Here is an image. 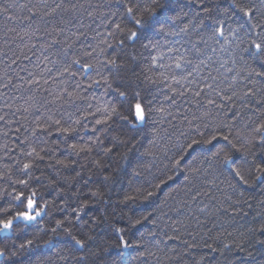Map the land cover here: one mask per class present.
<instances>
[{"label":"snow or ice","instance_id":"6c2138e0","mask_svg":"<svg viewBox=\"0 0 264 264\" xmlns=\"http://www.w3.org/2000/svg\"><path fill=\"white\" fill-rule=\"evenodd\" d=\"M77 7L76 4L71 3V0H52V3L48 0H4V3L0 4V19H3L5 24L15 22L24 36H27L32 30V22L37 15L49 17L53 21L59 17V22L52 25V32L60 35L65 29L59 25L72 23V20L65 19L64 14ZM99 8L108 9L107 13H98L106 30V35L100 44L107 45V48H100L101 54L107 50L117 53L118 49H123L126 44L139 45L142 52L146 54L145 67L141 75L146 84L155 86L163 95L164 101H170L172 105H175L177 99L184 97L186 93L191 92L195 97H201L206 91L214 93L215 97H219L222 102L235 103L238 100L241 108L247 109L250 113L247 131L242 137L240 135L234 137L231 132L232 126L227 123L210 127L203 122V117H193L188 121V130L179 131L175 143L170 148L165 147L164 152L168 163L159 175H154L151 171L152 161L155 159L154 152L146 150L135 160L131 158V155L137 150L135 141L139 127L148 121L152 112L163 113L165 108L153 107V101L158 99V96L154 95L152 100H148L141 95L140 91H136L129 100L124 114L118 110L116 104L105 105L103 112L99 108L95 112L91 111L92 105L88 104L84 109L77 107L75 112L68 113L67 119H53L50 110L45 116L35 103L29 104L24 108V112L34 116L30 126L31 137H39L45 133L51 135L49 129L55 126L56 131L65 137L61 142L72 153L76 155L91 153L93 146L103 143L97 135L101 128L97 126L108 125L113 118H119L130 126L129 131L133 133L126 141H119L113 137L117 146L123 143L127 148L123 157L126 166L121 170L123 175L121 172L105 175L101 183L122 185L124 178L129 174L127 171L129 168L133 178H138L145 172L151 177L147 181V187L141 185L131 194L125 193L121 204L127 207L129 202L134 204L142 199L150 208L155 203L157 194L164 188L170 187L169 182L175 183L178 175H183V187L188 194L195 193L191 196L192 200H195L201 195L200 188L207 181L209 174V168H202L201 165L210 162L213 178L223 177V182L233 194L238 193L237 200L229 205L234 213L238 212L240 206L247 203L243 199L245 188L262 186L264 190V95H260L264 93V0H100L94 10L88 12V16L94 17ZM45 32L47 35H52L47 28ZM83 35L85 34L80 32L77 39ZM99 35L100 33H97V36ZM24 36L20 39L23 40ZM109 38L116 41L115 47L108 43ZM60 43L53 38L43 47L50 49ZM32 47L34 48L35 45ZM70 49L69 44L56 53L66 65L58 75L67 74L75 78L79 74L91 80L87 85L88 88L99 87L103 82L106 85V91L113 89L109 76L102 75L101 71H96L98 78L91 77L95 67L93 64H82L79 58L69 62L66 58ZM95 51L96 49L93 48L92 52ZM92 52L86 54L91 56ZM24 59L30 60L27 56ZM44 60H48V57L45 56ZM50 62L55 64L59 60ZM12 63L15 64L16 61L13 60ZM101 63L109 73L118 71L122 66L118 54H113L110 58L106 56ZM37 67L40 65L38 64ZM51 71L52 69H44L40 73L29 72L30 78L25 83L36 88L40 87L41 81L48 84L49 80L45 79V74L55 79L51 77ZM205 71L207 75L202 74ZM213 72L216 74L214 75ZM20 79L24 80V77ZM11 83L9 79L8 83L2 87L8 88ZM80 88L81 85L77 83L72 91L62 90L60 94L53 96L51 101L45 100V104H64L84 100L85 97L78 91ZM118 95L125 100L129 96L127 91H119ZM65 96L70 99L65 100ZM257 96L259 99L254 101L253 97ZM207 103L220 107L214 98H209ZM5 106L11 107V105ZM229 111L232 113L233 120L243 118L240 111H234L231 108ZM98 114L99 118H97ZM5 116L6 114L0 115V121L6 124L13 122L6 120ZM89 117L95 121L91 129L87 123ZM197 119L201 120V123H195ZM224 128H228L229 132L225 133ZM79 131H90L89 141L76 142ZM16 132L19 133L20 128H17ZM4 135L7 136L8 133L4 132ZM68 140L73 142L68 143ZM25 141L29 142L27 151H24L22 147ZM15 144L21 145V155L27 158L20 172L28 179L13 180L11 176L0 173V182L5 185L0 188V264H34L31 254L39 246L37 239L40 232H46L42 227L36 226L47 215L48 204L38 202L36 191L30 190V181L31 170L37 160H43L41 152L44 149L37 151L35 146H31L28 136L24 137V141H20L17 137ZM155 146L156 141L153 140L152 147ZM3 147L8 152L12 151L7 144ZM114 150V147L105 146L104 155L110 156ZM205 152H209L210 155H204ZM147 156L152 157V160L145 161L144 157ZM58 163L64 167L70 166L63 161ZM93 163L96 167H103L105 172L110 171L107 166H102L100 161ZM79 177L81 172L77 171L73 179ZM87 185L88 181H85V187ZM177 190L173 189V191ZM90 197L98 201L103 198V193L97 187L90 192ZM88 206L85 200L72 210L77 223L82 219L81 214ZM248 207L251 208V204H248ZM155 211L160 209L157 207L155 210H145L144 214L134 220V225L143 226L153 219ZM222 211L226 214L228 209L224 208ZM92 222H96L95 218ZM73 227L72 221L67 217L56 220L55 225L50 229L52 235L43 241V246L49 251L56 248L61 242L55 237L63 231L74 241V244L65 245V247H72L76 252L81 253L74 258L76 264H87L88 253L85 249L92 238L88 237L87 240L77 238L72 233ZM33 228H36V234L32 238L23 239V242L18 244L17 241L21 240L22 236H28L29 230ZM175 230L174 228L173 231ZM115 231L123 233L124 229L117 228ZM247 231L252 237L250 247L253 251L247 253L252 260L245 261L244 264H264V220L260 222L259 227L249 228ZM148 235L155 237L156 233L150 231ZM228 235L231 236V233ZM169 239L179 240L180 237H169ZM182 243L185 249L196 247L195 243L187 241ZM204 246L213 252L216 251L211 244L206 243ZM223 247L231 251L230 245L225 244ZM236 248L241 252L245 251L242 244L236 245ZM170 251L175 252V249ZM24 253H29V256L21 260L20 257ZM152 255L153 253L148 251L143 243V236L140 242L133 245L120 235L119 243L116 245L115 259L111 261V264H147L148 257ZM257 256L260 257L259 262L256 260ZM60 258L66 259L63 256ZM203 259L204 257H201V260Z\"/></svg>","mask_w":264,"mask_h":264},{"label":"trees","instance_id":"16d2710c","mask_svg":"<svg viewBox=\"0 0 264 264\" xmlns=\"http://www.w3.org/2000/svg\"><path fill=\"white\" fill-rule=\"evenodd\" d=\"M48 2L52 3V0H48ZM2 3L4 0H0V4ZM71 3L78 7L64 14L65 19L72 20V23L60 24L59 26L65 29L64 33L60 35L52 32V25L59 22V17L53 21L49 17L37 15L32 22V30L27 36H24L15 22L5 24L3 19H0V115L6 114V120L13 121L7 124L0 121V173L11 176L13 180L28 179L21 175L20 169L27 160L21 155V150L23 147V150L27 151L29 142L25 141L21 147V145L15 144L17 137L20 141H24V137L28 136L31 146H35L37 151L44 149L41 152L43 160L36 161L31 170L30 181V190L36 191L38 202L41 204L47 202L48 204L47 215L36 226L37 228L42 227L46 232H40L37 239L39 246L31 254L34 264H76L74 258L81 253L76 252L72 247H65V245L74 244V241L63 231L55 237L61 242L56 248L49 251L43 246V241L52 235L50 229L55 225L56 220L65 217L71 220L74 225L73 235L85 240L88 237L92 238L88 241V246L85 249V252L88 253L87 264H111V261L115 259L116 245L119 243L120 235H123L133 245L140 242L143 236V243L148 251L153 253L148 257L147 264H244L245 261L250 262L252 257H248L247 253L253 251V248L250 247L252 237L247 230L259 227L260 222L264 220V190H262V186L245 188L243 199L247 203L240 206L239 211L234 213L233 208L229 205L237 200L238 193L233 194L232 190L223 182V177L213 178L209 162L201 165L202 168H209V174L207 181L200 188L201 195L195 200L191 198L195 193L188 194L183 187V175H178L175 183L169 182L170 187L164 188L157 194L155 203L150 208L142 199L137 200L134 204L129 202L125 207L121 204L124 194H131L141 185L147 187V181L151 177L145 172L142 176L133 178L129 168L127 169L129 174L124 178L122 185H113L110 182L101 183L105 175H115L117 172H121L123 175L121 170L126 166L123 157L127 148L123 143L117 146L113 137L119 141H126L133 133L129 131L130 126L121 119L113 118L108 125L97 126L101 128L97 135L100 136L103 143L93 146L91 153L85 152L79 155L72 153L61 142L65 137L56 131L55 126L49 129L51 135L45 133L39 137H31L30 126L34 116L24 112V108L29 104L35 103L45 116L50 110L53 119H67L68 113L75 112L77 107L84 109L88 104L92 105L91 111L93 112L97 108L103 112L105 105L116 104L118 110L124 114L129 100L136 91H140L141 95L148 100H152L154 95L158 96V99L153 101V107L163 106L165 108L163 113L152 112L148 121L139 127L135 141L137 150L131 155V158L135 160L146 150L154 152L155 159L152 161L151 168L154 175H159L168 163L164 152L165 147L170 148L175 143L179 131L188 130V121L193 117H203V122L209 124L210 127L227 123L232 126L231 132L234 137L237 135L242 137L247 131L250 113L247 109L241 108L238 100L235 103L222 102L219 97H215L214 93L206 91L201 97H195L191 92L186 93L184 97L177 99L175 105H172L170 101H164L163 95L157 91L155 86L146 84L141 75L145 67L144 56L146 54L142 52L139 45L126 44L123 49H118L117 53H112L111 50L100 53V48H107V45L100 44L106 35V30L98 13H107L108 9L99 8L94 17L88 16V12L93 11L100 0H71ZM81 5L83 7H80ZM46 28L52 32V35L46 34ZM80 32L85 35L77 39ZM97 33L100 35L97 36ZM21 36H24L23 40L20 39ZM53 38L61 43L50 49H45L43 45ZM108 43L115 47L116 41L109 38ZM69 44L71 49L66 59L70 62L72 59L79 58L82 64H93L95 67L91 77L98 78L96 71H101L102 75L109 76V80L113 83L112 90L106 91V85L103 82L99 87L88 88L87 85L91 80L85 79L79 74L75 78L69 77L67 74L58 75L66 65L56 53L60 48ZM32 45L35 47L33 48ZM93 48L96 49L95 52H92ZM88 52H92V55H87ZM113 54L119 55L122 66L118 71L109 73L101 62L106 56L110 58ZM25 56L30 60H25ZM45 56L48 57V60H44ZM13 60L16 61L15 64L12 63ZM57 60L59 62L55 64L50 62ZM38 64L40 67H37ZM44 69H52L51 77L55 79H51L45 74V79H48L49 83L44 84L41 81L39 88L30 87L25 83L30 78L29 72L40 73ZM202 74L207 75V72ZM213 74L216 73L213 72ZM20 77H24V80H21ZM9 79L12 81L11 85L8 88L2 87L8 83ZM77 83L81 85L78 91L81 96L85 97L84 100H75L64 104H45V100L51 101L53 96L60 94L62 90L72 91L76 88ZM119 91H127L128 99L120 98ZM260 95H264V93ZM32 97L34 99H30ZM209 98H214L220 107L209 105L207 103ZM69 99L65 96V100ZM257 99L259 96L253 97L254 101ZM197 101L199 102L197 103ZM5 105H11V107ZM230 108L240 111L243 118L233 120ZM97 118H99V114ZM87 123L91 129L95 121L89 117ZM195 123H201V120L197 119ZM17 128H20L19 133L16 132ZM223 131L228 133L229 129L224 128ZM4 132H7L8 135L5 136ZM90 137V131H79L76 135V142H87ZM153 140L156 141L155 147H152ZM72 142L73 140H68V143ZM5 144L12 149L11 152L3 147ZM105 146L114 147L115 150L110 156L104 155ZM204 155H210V153L205 152ZM144 159L148 161L152 160V157L147 156ZM58 161H63L64 164L70 166L64 167ZM94 161H100L101 165L107 166L110 171L105 172L103 167H96ZM77 171L81 172V177L73 179ZM85 181H88L87 187H85ZM3 187H5L4 183L0 182V188ZM17 187L19 188L18 185ZM97 187L103 193V198L98 201L90 197V192ZM173 189L178 190L173 191ZM228 197L231 199H227ZM85 200L89 206L81 214L82 219L77 223L72 210ZM248 204H251V208L248 207ZM157 207L160 211L154 212L152 220L143 226L134 225V220L144 214L145 210H155ZM224 208L228 209L226 214L222 211ZM93 218H95V223L92 222ZM117 228H123L124 232L117 233L115 231ZM174 228L175 231H173ZM150 231L155 232L156 236H149ZM229 233L231 236L228 235ZM35 234L36 228L30 229L28 236H22L17 243L23 242V239L32 238ZM175 236H179L180 239H169V237ZM183 241L195 243L196 247L185 249ZM206 243L211 244L216 251L213 252L206 248L204 246ZM225 244L230 245L231 251L224 249ZM238 244H242L245 251H239L236 248ZM170 249H175V252ZM28 256L29 253H24L20 259L25 260ZM61 256L66 259H61ZM201 257L204 259L201 260ZM256 260L259 262L260 257L257 256Z\"/></svg>","mask_w":264,"mask_h":264}]
</instances>
